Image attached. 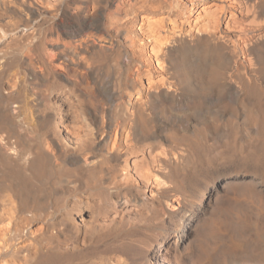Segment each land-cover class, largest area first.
<instances>
[{"label":"bare ground","instance_id":"bare-ground-1","mask_svg":"<svg viewBox=\"0 0 264 264\" xmlns=\"http://www.w3.org/2000/svg\"><path fill=\"white\" fill-rule=\"evenodd\" d=\"M224 147L248 169L188 178ZM226 183L264 186V0H0V264H183ZM231 208L196 264H264Z\"/></svg>","mask_w":264,"mask_h":264},{"label":"rangeland","instance_id":"rangeland-1","mask_svg":"<svg viewBox=\"0 0 264 264\" xmlns=\"http://www.w3.org/2000/svg\"><path fill=\"white\" fill-rule=\"evenodd\" d=\"M249 143H246L245 145H243V149H245L244 151H247V149H248V147H250V144L248 145ZM223 150V152H222V156L221 155H218V156H216L214 159H208V157H203L202 159H200V160H197V162H196V169H194V168H188L185 172L187 173V176H188V178H191V180H193V182L194 183H199V184H202V183H206L208 180H211V179H213V178H217L219 175H218V173L219 172H222L221 174H228L229 176H230V178H229V180L230 179H235L234 177H232V175L236 172V171H238V170H247L248 169V167H238V165H237V162H233V161H231V160H229V157L228 156H225L226 154H227V149H228V147L226 148V147H224V148H222ZM233 149V150H232ZM232 149H228V150H232V153H233V155H235L234 157L235 158H238V156H239V154H240V148H239V145L238 146H236V147H234V148H232ZM238 150V151H237ZM225 152V153H224ZM237 153H239V154H237ZM224 155V156H223ZM220 157V158H219ZM235 161H237V160H235ZM201 165V166H200ZM214 165V166H213ZM236 166V167H235ZM208 167V168H207ZM210 168V169H209ZM228 168V169H227ZM245 168V169H244ZM203 169V170H202ZM204 169H205V172H204ZM234 169V170H233ZM194 170V171H193ZM212 170V171H211ZM227 170V171H226ZM192 171V172H191ZM199 172H201V173H199ZM190 173V174H189ZM198 173V174H197ZM195 175H197V176H195ZM201 177V178H200ZM207 179V180H206ZM221 179V177H219L218 178V185L220 184V183H222L223 182V180L221 181L220 180ZM217 185V184H216ZM217 185V186H218ZM227 185H230L229 183H226L225 185H221L220 186V188L217 190V186L214 188V190H217V192H216V194L214 193V194H212L211 195V198L210 199H208L209 201L207 202V205L205 206V208H203L202 210H201V212L199 213V214H197V218L195 217V218H193V219H191L190 221H189V225L188 226H186V228H188V231L189 232H187V236L185 237V241L184 242H189L190 244H191V248H189V249H186V250H183V253H182V257H181V259L183 260V264H187V262L189 261V262H191V260L193 261L192 262V264H196L195 263V244H196V241H197V239L199 238V236L200 235H203V237L204 238H207V234L205 233H203V231H204V229H205V227L203 226L204 224L206 225V222L207 221H209V218H211V217H213L212 215H214V213H217L218 211H219V209L220 208H223V207H225V208H227L228 207V209L229 208H231L233 205V209L235 210L234 212H233V209L231 210L232 211V216H236V215H238V216H240V217H242V218H244L247 222H249V221H253L254 223H255V225H257V226H260V227H258V228H260V230H259V236H257V238L255 237V236H253V235H249V234H251L252 232H248V233H245V238H243L242 240L243 241H245L246 243H248V244H256V243H259V242H263L264 241V199H262L261 200V197L262 198H264V196H261V194H260V192L259 191H261L262 192V195H264L263 193H264V186H261L260 188H258V190H257V192L256 193H254V196L253 195H251V194H249V193H247V194H245L246 196H242L243 194H244V192L243 191H240V194H242V192H243V194L242 195H240V194H238L239 193V191H233L232 189H230L229 187H227ZM227 189H230V190H232L231 192H232V194H231V192H229V191H227L226 190V188ZM222 187V188H221ZM226 191L228 192V194L226 193ZM236 192V193H235ZM220 193V194H219ZM259 193V194H258ZM226 194V195H225ZM232 196H231V195ZM248 194H249V196H248ZM257 194V195H256ZM222 195L224 196V198L222 197ZM255 195L257 196V199H256V197H255ZM225 196H226V199H225ZM213 197L215 198V199H213ZM219 197H222V200H224L223 201V203H222V200H220L219 199ZM227 197H228V199H227ZM230 198L231 199H234V200H231V201H234V203L232 202V205H231V203H229V201L228 200H230ZM213 200H215V201H213ZM217 203V204H215V205H217V207L216 206H214V203ZM230 201V202H231ZM226 202V203H225ZM261 202H262V204H261ZM225 203V204H224ZM231 205V207H230V205ZM236 203V204H235ZM243 203V204H242ZM246 203H248V205L250 206V208H249V206L247 205L246 206ZM212 204H213V206L216 208H214L213 206H212ZM226 205V206H224V205ZM197 205L198 204H196L195 205V207H194V209H196L197 208ZM220 208H219V207ZM252 207H255L256 209L254 210V208L252 209ZM209 208V209H208ZM242 209V211L244 212V214H242L243 212L241 211V210H237V209ZM207 209V210H206ZM252 209V210H251ZM216 210V211H215ZM212 211V213H210ZM242 213H241V212ZM260 212V213H259ZM235 213V214H234ZM206 214H208V215H206ZM209 214H211L210 216H209ZM219 215V214H218ZM242 215V216H241ZM203 216V218H201ZM246 216V217H245ZM252 216V217H251ZM206 217V218H205ZM209 217V218H208ZM221 217H222V215H221ZM224 217V216H223ZM254 217V218H253ZM205 218V219H204ZM208 218V219H207ZM236 218V217H235ZM250 218V219H249ZM206 219H207V221H206ZM224 219V218H223ZM201 221V222H200ZM202 221H203V223H202ZM251 221V222H252ZM199 222V223H198ZM247 222H246V224H247ZM259 222V223H258ZM192 223V224H191ZM201 223L203 224V225H201ZM261 227H262V229H261ZM196 229V230H195ZM202 230V231H201ZM197 231V232H196ZM156 232H158V231H156ZM156 232H155V234H156ZM194 232H195V234H194ZM201 233H203V234H201ZM197 234H198V236H197ZM248 234V235H247ZM160 235V236H159ZM159 235H157L156 236V239H155V243H154V246H156L157 244H158V242L164 237L162 234H159ZM206 235V236H205ZM189 237V238H188ZM253 238V239H252ZM186 239H187V241H186ZM192 240V241H189V240ZM257 240V241H256ZM95 241H98L97 242V244H96V242ZM242 241V243L241 244H244V242ZM92 242V243H91ZM89 244H88V247L91 249V250H89V248L87 247V251H88V253L89 254H91V253H96L97 252V248H98V246L100 245V241H99V239L98 238H94V239H92V241H91ZM94 242H95V244H94ZM184 242H181V244L182 245H184ZM195 244H194V243ZM211 243L212 244H210V246H209V248L210 249H212L213 247H217V245L215 244V245H213V242L211 241ZM94 244V245H93ZM172 244V245H171ZM90 245H91V247H90ZM93 245V246H92ZM171 248H172V250H171ZM175 252H176V249H175V241L174 240H171V243H170V245H169V250L164 254V256H165V258L166 259H168L169 261H174L175 260ZM174 253V254H173ZM191 253H193L192 255H191ZM172 254V255H171ZM190 254V255H189ZM167 255V256H166ZM169 255V256H168ZM172 258H171V257ZM174 256V257H173ZM190 256V258H188ZM194 257V259H193V257ZM167 257H169V258H167ZM191 257H192V259H191ZM171 258V259H170ZM186 259V260H185ZM187 259H189L188 261H187ZM191 259V260H190ZM187 261V262H186ZM188 264H191V263H188Z\"/></svg>","mask_w":264,"mask_h":264}]
</instances>
